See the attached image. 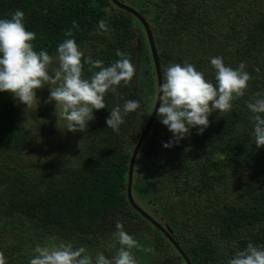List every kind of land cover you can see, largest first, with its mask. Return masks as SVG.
Segmentation results:
<instances>
[{"label":"trees","instance_id":"1","mask_svg":"<svg viewBox=\"0 0 264 264\" xmlns=\"http://www.w3.org/2000/svg\"><path fill=\"white\" fill-rule=\"evenodd\" d=\"M162 1L151 4L152 20L159 17L161 110L178 136L167 140L157 119L151 171L138 162L145 142L132 196L141 207L147 193L152 201L143 210L154 203L169 213L167 226L192 264H226L220 244L228 256L264 251V0H173L165 9ZM228 6L240 19L213 32L215 12ZM114 11L112 0H0V264H119L129 241L150 238L146 227L158 234L159 264H181L128 199L143 92L151 96L158 85L141 24ZM221 36L234 41L223 69L201 75L209 42ZM55 56L61 87H72L77 74L76 86L94 98L95 109L84 117L72 160L22 163L17 156L46 128H27L40 113L18 95L33 88L27 68L41 69Z\"/></svg>","mask_w":264,"mask_h":264},{"label":"rangeland","instance_id":"2","mask_svg":"<svg viewBox=\"0 0 264 264\" xmlns=\"http://www.w3.org/2000/svg\"><path fill=\"white\" fill-rule=\"evenodd\" d=\"M162 2L165 5L163 9L167 8L168 3H170L169 6L172 3H175V1L173 0H164ZM117 13H119V11L115 10L114 14ZM120 14L125 16V13ZM215 16L216 19H218V24H216L214 27L211 26L213 24L210 25L211 30L215 33L224 31L226 27L234 23L235 19H240L238 11H234L233 8H231L230 10L229 6L227 9H225V12L217 10L215 12ZM174 18L175 16L173 17V19ZM162 22L165 23L164 20H162ZM161 27L162 26L160 25L159 28ZM206 29L210 30L209 27H206ZM140 32L142 45L144 47L146 43L148 44L146 33L142 28L140 29ZM166 32L167 31H165V34H167ZM228 40L229 39H227L225 36H221V40L219 42L215 40L209 42L208 46L210 51L207 54L206 60L204 62V69H201V71L199 72L201 75H207V73L209 72L215 73L223 69L220 62L223 61L225 63L224 60L228 53L227 46L233 45L229 41L234 43L233 40ZM138 51L139 53H142L143 49H139ZM147 55L150 57L152 62L150 52ZM59 63L60 58L55 56L47 58L45 64L48 65H44L43 67H41V69L34 70L30 66L27 68V72L32 81L33 88L29 91H22V93L18 95V101L21 103V105H29L33 108H37L40 114L37 118L26 120L25 124L27 128H30L34 131L37 125H43L46 129L42 131V137L39 140L38 144L33 146L28 151L20 153L17 156V160L21 161L22 163H24L28 159H36L40 163H48L55 158L66 160L68 159L67 161L72 160L78 152V147L80 148L79 137L81 136L86 126V121L88 120V118L85 119L84 117L87 113L90 114L95 109L96 101L94 100V98L89 95L85 89L81 90L80 88H78V86H76L75 83H79V76L77 74H71V80L73 81L72 87L69 85L65 88L61 87L60 82H58L55 77V72ZM135 70L137 69L135 68ZM152 73L153 75H155L154 69H152ZM143 95V102L144 106L146 107L148 101L150 100L147 88L144 89ZM157 95V90H155L154 95L151 97V103L149 106L151 111L148 110V108L144 111L143 115L145 116L147 114L146 117L143 116L144 125L147 123L152 114V111L156 104ZM162 112L163 109L161 110L158 117L161 131L163 130L165 132L164 136L167 140L173 139L178 136V133L171 127V124L169 123V121H171V117H167V113H165V116L163 117ZM153 146L154 144L152 142H149L148 145L144 148V169L151 165L152 156L150 152ZM155 169L156 167H154V165L152 164V170ZM147 170L148 172L151 171L149 167L147 168ZM151 178H154V175L151 176ZM156 183L157 182H154V185L148 184V187L147 189H145V191L152 192L153 189L156 188ZM137 184L138 179H136L135 182L136 187ZM135 189L136 188H134V192L136 191L137 195V189ZM169 191L171 192L172 190L169 188ZM141 197H143L145 203L141 201L137 202L143 209L146 210L147 208H145L144 205L150 203L152 199H147V193L141 194ZM135 199L137 200V197H135ZM145 212L151 215L153 219L155 218V216L156 218L161 217L160 208L154 203L151 204V209ZM168 214L164 213L167 223L169 221ZM143 230L151 232L150 238L148 236H144V234L142 238L138 237L129 241L124 249L125 255L127 256H123L119 260V264H159V260L156 257L157 252L155 247V235L157 234V232L153 231L149 227L143 228ZM172 231L174 233V230ZM151 236L154 242L153 240H151ZM161 242L162 241L159 240L160 244ZM219 246H221L220 250L223 251L227 256L228 260L225 262L226 264H264V251L261 249H247L248 251L246 250V256L240 253H233L232 255L228 256V254H230V249L225 244H220ZM59 248L60 246L53 247L50 251L57 252ZM136 249H140L137 252L139 256L135 253Z\"/></svg>","mask_w":264,"mask_h":264},{"label":"water","instance_id":"3","mask_svg":"<svg viewBox=\"0 0 264 264\" xmlns=\"http://www.w3.org/2000/svg\"><path fill=\"white\" fill-rule=\"evenodd\" d=\"M112 3L117 8H120L123 11H126L127 13L132 15L135 19H137L139 21V23L141 24L142 28L144 29V31L146 33V37H147V42L149 44L150 51H151V57H152V61L154 63V67H155V74L157 76V85H158V87H157L158 88V91H157L158 95H157V100H156L155 107H154V109L152 111V114H151L149 120L147 121V124L145 125V127H143V132L141 133V137H140V139L138 141V144H137V146H136V148H135V150L133 152L132 158H131L130 167H129L130 168L129 169V183H128V190H127L128 199H129V202H130L131 206L142 217H144L157 230H159L161 233H163L165 235L167 240L170 241V243L173 245L175 250L179 253V256L182 259H184L187 264H192V262L189 260V258L186 255V253L181 248V245L172 236L173 231L170 228H168V227H166V228L163 227L158 221H156L149 214H147L141 207H139V205H137L135 203V201L133 199V196H132L133 173H134V169H135V164H136L137 157H138V154L140 152L141 146L145 142L146 136L148 135L150 130H152V128H153L154 124L156 123V121H157V119L159 117V114L161 112L163 99H164V83H163V78H162L159 51H158L157 43L155 41L154 33H153L152 29H151V26H150L149 22L143 16V14H141L140 12L135 10L134 8L129 7V6L119 2L118 0H112ZM136 131H138V130H136ZM136 138H138V137H136ZM146 145H148V143Z\"/></svg>","mask_w":264,"mask_h":264},{"label":"flooded vegetation","instance_id":"4","mask_svg":"<svg viewBox=\"0 0 264 264\" xmlns=\"http://www.w3.org/2000/svg\"><path fill=\"white\" fill-rule=\"evenodd\" d=\"M119 2H121V3H123V4H125V5H127V6H129V7H132V8H134L135 10H137L138 12H140L141 14H143V16L147 19V21L149 22V24H150V26H151V29H152V31H153V33H154V36H156V32H155V28H154V25H153V23H155V21H156V19L158 20L159 19V17L156 15V17H155V19H154V21L152 20V17L155 15V12L154 11H151L152 9H151V4L153 3V1L154 0H118ZM113 6L115 7V10H118L119 11V13H126V11H123L122 9H120V8H117L114 4H113ZM132 16V15H131ZM133 17V16H132ZM133 19L134 20H136L137 22H139L137 19H135L134 17H133ZM158 41V39H157V36L155 37V41ZM156 41V42H157ZM146 45H149V44H147L146 43ZM151 74L153 75V73L151 72ZM154 82V81H153ZM155 92V91H154ZM154 92H152V94H151V96H150V100L148 101V103H147V106L146 107H149L150 106V103H151V97L154 95ZM146 107L144 106V109L143 110H145L146 109ZM148 110H150V108H148ZM151 111V110H150ZM150 114V113H149ZM141 116H144V115H141ZM140 115H138L137 116V124H136V126H135V133H136V136L137 137H140V135H141V133L142 132H140L142 129H143V127L145 126L144 125V119L141 117ZM147 116V114L144 116V117H146ZM147 124V123H146ZM157 125V124H156ZM156 125L152 128V130H150V132L148 133V135L146 136V139H145V142L146 143H148V141L149 142H152L153 144H155V139H154V137H151V136H153V134H155V128H156ZM136 130H138V131H136ZM149 138V140H147ZM144 142V143H145ZM143 143V144H144ZM146 143H145V146H146ZM141 148H142V146H141ZM144 154V148H143V150L141 151V153H140V156H139V159H140V161L138 160V162H141L142 163V165L144 166V159H143V155ZM160 161V160H159ZM160 166H161V161H160ZM155 219H157V221H159V223L163 226V227H168L167 225H168V223H167V221H166V219H165V217L162 215V213H161V217L160 218H156V216H155ZM169 228V227H168ZM171 229V228H170ZM172 230V229H171ZM159 231V230H158ZM160 232V231H159ZM158 232V233H159ZM172 236L175 238V232L174 233H172ZM179 254V253H178ZM176 255V259L177 260H179L180 262H181V264H183V262H185V260L184 259H182L179 255ZM185 264H187L186 262H185Z\"/></svg>","mask_w":264,"mask_h":264},{"label":"clouds","instance_id":"5","mask_svg":"<svg viewBox=\"0 0 264 264\" xmlns=\"http://www.w3.org/2000/svg\"><path fill=\"white\" fill-rule=\"evenodd\" d=\"M146 125V124H145ZM145 127V126H144ZM148 143H149V141H148ZM147 146V145H146ZM139 155V154H138ZM138 158V157H137ZM140 161V160H139ZM140 164H142L141 162H140Z\"/></svg>","mask_w":264,"mask_h":264}]
</instances>
